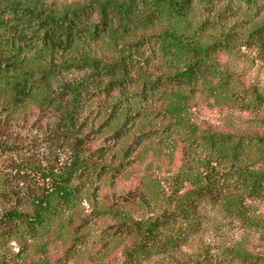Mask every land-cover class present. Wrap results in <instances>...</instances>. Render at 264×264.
Masks as SVG:
<instances>
[{
  "label": "rangeland",
  "instance_id": "rangeland-1",
  "mask_svg": "<svg viewBox=\"0 0 264 264\" xmlns=\"http://www.w3.org/2000/svg\"><path fill=\"white\" fill-rule=\"evenodd\" d=\"M104 1L107 0H0V64L52 65L57 69L59 82H79L91 77L90 72L81 68L62 67L78 65L82 57L134 65L127 70L136 81L138 70L150 74L152 79L172 75L174 70L166 67L170 64L160 56L154 40L172 24L168 25L165 16L155 19L144 30L136 27L130 34L118 32L115 38L85 37L65 54L39 52V34H33L25 8L63 17ZM110 1L127 4L131 0ZM147 7L138 4L137 14L148 15ZM93 8L81 21L82 26L90 29L101 22ZM262 26L264 0L250 6L238 1L194 4L183 21L171 26L175 33L186 31L201 46L228 45L226 50H213L209 55L212 76L188 90L181 89L186 97V120L181 127L172 128L173 119L164 115L165 102L159 95L139 98L140 86L92 94L78 128L84 143L82 156L89 166L74 180V185L81 188L77 204L63 208L62 218L56 219L54 228L37 241H30L27 229L0 227V264H122L125 251L137 240L128 230V223L157 216L165 209L155 182L167 192L177 177L204 169L208 153L204 137L221 134L236 141L264 136V111L246 110L236 98L238 93L251 91L264 98V61L249 42L253 31ZM220 77H227V87L221 92L209 90ZM161 89L163 100L168 98L166 93L176 90L170 84ZM0 100L10 103L3 91ZM51 115L47 109L31 103L14 109L8 117L0 139L12 144L13 151L1 159L0 169L13 180L11 185L16 186L21 179L10 174L8 167L34 164L58 169L71 162L70 152L60 139L54 141L63 134H57V122ZM185 152L199 163L190 164L184 158ZM255 154L251 149V159ZM248 165H252L250 169L258 167L254 161ZM41 181L33 174V181L29 179L28 184H37L36 188L43 193ZM12 203L0 202V214L10 209ZM247 206L249 214L264 223V201L248 202ZM201 213L203 224L199 232L184 246L143 264H228L221 249L239 240H247L250 246L257 244L256 235L245 234L237 222L227 220L222 212L206 207ZM7 231H11L10 237L5 236ZM260 245L264 249V241Z\"/></svg>",
  "mask_w": 264,
  "mask_h": 264
},
{
  "label": "trees",
  "instance_id": "trees-1",
  "mask_svg": "<svg viewBox=\"0 0 264 264\" xmlns=\"http://www.w3.org/2000/svg\"><path fill=\"white\" fill-rule=\"evenodd\" d=\"M235 1L250 6L259 0H131L127 4L107 0L93 4L88 9L65 14L63 17L25 8V17L33 24V34H39L36 37L41 46L39 52L46 51L51 54L71 52L85 37L115 38L118 32L130 34L136 27L144 30L155 19L165 16L168 25L171 22L172 24L154 40L158 43L160 56L170 64L166 67L169 71H174L168 77L157 76L152 79L150 74L138 70L136 73L139 81H136L131 79L127 70V67L134 68V65L123 61L105 63L82 57L79 58L78 65L62 67L65 70L70 67L81 68L90 72L91 77L79 82H59L57 69L52 65L0 64V91L10 97V103L0 100V132L7 126L8 117L14 109L34 103L39 109H47L52 114V118L57 122V134H63L54 141L60 139L71 156L69 165L58 169L33 166L34 164H25V167L22 164L14 169L8 167L10 174L14 173L22 180L16 186L10 184L13 180L7 178L8 174L4 175L0 169V202H13L10 209L0 214V227L12 225L14 228L27 229L30 241H37L54 228V221L60 219L63 208L70 209L77 204L81 188L74 185V180L78 179L81 172L88 171L89 166L82 156L84 143L78 136V128L92 94L101 90L123 91L130 86H140L137 93L141 95L139 98L146 100L159 95L158 98H161L163 104L165 102L164 115L173 119L172 128L181 127L186 120V110L183 106L186 97L181 93V89L188 90L197 86L199 81H206L212 76L214 72L211 65H208L209 55L213 50H226L228 45L217 44L216 48V44L201 46L186 31L175 33L171 26L183 21L194 4L209 5L212 2ZM142 3L149 9L146 16L136 12V6ZM90 8H93L101 19V22L91 29L81 24ZM249 37L250 44L257 48L258 55L264 61V26L253 31ZM168 84L176 90L166 93L168 98L163 100L161 87ZM226 87L227 77H220L209 90L212 88L215 92H221ZM236 98H239L246 110L264 111V98L256 91H251V94L238 93ZM204 142L208 149L204 169L192 175L187 172L177 177L167 192L155 180L165 209L157 216L128 223V230L135 234L137 240L125 251L122 264H143L162 253L171 255L178 251L191 236L199 232L203 224L201 210L206 207L222 212L231 222H237L245 234L257 236L255 246H250L247 240H239L221 249L228 264H264V249L260 245V242L264 241V223L251 216L247 206L248 202L264 201V136L245 137L234 141L228 135L211 134L204 137ZM251 149L256 151V154L252 155L253 159L249 155ZM12 151V144L0 139V163L1 159ZM184 158L189 160L190 164L199 163L198 160L194 161V157L190 159L186 152ZM252 161L256 162V169H250L252 165L249 166L248 163ZM33 174L41 178L43 193L40 188H36L37 184H28L29 179L33 181ZM11 235V231L5 233L6 237Z\"/></svg>",
  "mask_w": 264,
  "mask_h": 264
}]
</instances>
